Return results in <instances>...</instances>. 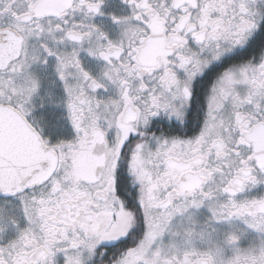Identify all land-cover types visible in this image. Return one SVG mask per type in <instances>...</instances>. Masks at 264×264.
I'll use <instances>...</instances> for the list:
<instances>
[{
  "label": "snow or ice",
  "instance_id": "obj_1",
  "mask_svg": "<svg viewBox=\"0 0 264 264\" xmlns=\"http://www.w3.org/2000/svg\"><path fill=\"white\" fill-rule=\"evenodd\" d=\"M0 264H264V0H0Z\"/></svg>",
  "mask_w": 264,
  "mask_h": 264
}]
</instances>
